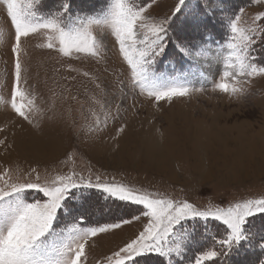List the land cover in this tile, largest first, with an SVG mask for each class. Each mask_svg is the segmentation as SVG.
<instances>
[{"label": "rangeland", "instance_id": "rangeland-1", "mask_svg": "<svg viewBox=\"0 0 264 264\" xmlns=\"http://www.w3.org/2000/svg\"><path fill=\"white\" fill-rule=\"evenodd\" d=\"M20 2L23 5L26 0ZM177 2L154 0L148 14L162 19L171 14ZM43 3L52 7L53 0ZM192 3H199L201 12L206 4L209 15L199 20L178 15L170 30L176 37L175 28L180 30V25H186L182 36L189 45L203 43L210 35L212 54L199 60L181 55L176 48L181 36L168 42L154 66L165 77H177L186 83L188 95L157 101L134 86L130 68L108 26L94 29L99 56H64L58 46L46 47L50 33L41 31L21 38L20 86L26 93L25 104L33 101L29 119L25 120L11 107L15 31L5 0H0L3 180L10 177L12 182H36L38 175L43 183L75 172L76 178L83 177L84 181L95 183L99 177L101 182L122 183L159 197L188 200L201 210L226 209L238 201L264 197V75L248 78L250 83L243 94L233 95L214 87L225 70L226 53L220 51V46L230 35L228 18L240 15L239 26L247 27L257 13L264 12V0ZM104 5L105 0H75L73 11L93 13ZM36 8L46 14V8ZM262 21L264 18L255 23L261 25ZM250 55L264 66V37H256ZM149 145L160 148L162 154L148 156ZM74 193L69 206H83L85 227L132 220L89 238L83 264H104L107 256L135 238L148 222L141 214L142 206L111 198L100 189H78ZM41 197L36 190L27 193L29 202ZM133 216L140 218L134 220ZM70 221L71 216L61 212L58 227ZM249 227L257 233L264 230V215L250 218ZM225 229L221 221L214 219L185 222L182 230L193 239L182 264H194L195 256L208 250L213 238L225 236ZM237 250L215 264H259L264 260V250L255 241L245 242ZM137 259L140 264H159L160 260L155 254Z\"/></svg>", "mask_w": 264, "mask_h": 264}, {"label": "snow or ice", "instance_id": "snow-or-ice-1", "mask_svg": "<svg viewBox=\"0 0 264 264\" xmlns=\"http://www.w3.org/2000/svg\"><path fill=\"white\" fill-rule=\"evenodd\" d=\"M74 2L53 0L52 7H47L43 0H26L23 5L20 0H5L7 15L15 31L12 46L15 82L11 107L20 117L29 119L28 112L33 106L32 100L25 104L26 93L20 86L21 38L41 31L50 33L46 47L58 46V51L64 56L73 53L99 56V42L94 29L95 26H108L130 68L132 82L141 92H146L157 101L189 94L190 88L186 83L177 77H165L154 66L168 46L174 19L187 14L199 20L209 15L206 4L201 12L199 3L178 0L170 15L157 20L148 14L154 0H143L140 4L136 0H105L103 9L93 13L74 12ZM37 5L46 8V14L38 11ZM243 11L240 9L241 13ZM261 18H264V12L257 13L247 27L239 26L240 15L228 18L230 35L220 46V51L226 53L225 70L214 85L216 89L233 95L243 94L247 91L245 85L250 83L248 78L264 75V66L254 62L250 55L256 37H264V21L261 25L255 23ZM210 40L209 35L204 37L203 43L189 45L178 41L176 48L183 56L206 59L212 54ZM99 122L97 116V124ZM0 180H3L2 176ZM91 188L100 189L119 201L142 206L141 214L148 218L135 238L107 256L104 264H140L137 258L148 254L159 257V264H172L173 258H177L176 264H182L193 239L190 233L182 230L183 225L197 220H219L226 226V234L220 239L213 238L208 250L195 256L194 264H215L220 257L231 255L245 242L255 241L264 250V230L257 233L249 227L250 218L264 215V197L238 201L226 209L209 207L201 210L188 200L159 197L158 194L122 183L101 182L99 177L95 183L84 181L83 177L76 178L73 172L57 175L51 182L41 183L37 175L36 182H12L9 177L0 183V264H83L87 258L85 246L89 238L132 222L121 220L118 223L83 226L87 223L83 206L72 209L69 201L75 194L74 190ZM29 190L41 193V199L29 202ZM61 212L71 216V221L58 227ZM139 218L133 216L132 219ZM259 264H264V260H260Z\"/></svg>", "mask_w": 264, "mask_h": 264}, {"label": "trees", "instance_id": "trees-1", "mask_svg": "<svg viewBox=\"0 0 264 264\" xmlns=\"http://www.w3.org/2000/svg\"><path fill=\"white\" fill-rule=\"evenodd\" d=\"M180 27H181L180 30H178L177 28H175L176 37L174 35V32L170 30L169 41H171V40H179L180 39V37L182 36L183 31H185V29H186V25H184V26H181L180 25ZM182 37L183 38H181L180 41H184L185 40V36H182ZM236 251H240V250H236Z\"/></svg>", "mask_w": 264, "mask_h": 264}, {"label": "bare ground", "instance_id": "bare-ground-1", "mask_svg": "<svg viewBox=\"0 0 264 264\" xmlns=\"http://www.w3.org/2000/svg\"><path fill=\"white\" fill-rule=\"evenodd\" d=\"M150 149L148 150V156H158L159 154H162V151L160 148H157L155 145H149ZM55 149V148H54ZM157 159V158H156ZM158 167V166H157Z\"/></svg>", "mask_w": 264, "mask_h": 264}]
</instances>
